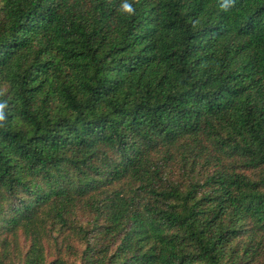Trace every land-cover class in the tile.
I'll list each match as a JSON object with an SVG mask.
<instances>
[{"label":"trees","instance_id":"1","mask_svg":"<svg viewBox=\"0 0 264 264\" xmlns=\"http://www.w3.org/2000/svg\"><path fill=\"white\" fill-rule=\"evenodd\" d=\"M0 264H264V0H0Z\"/></svg>","mask_w":264,"mask_h":264},{"label":"clouds","instance_id":"2","mask_svg":"<svg viewBox=\"0 0 264 264\" xmlns=\"http://www.w3.org/2000/svg\"><path fill=\"white\" fill-rule=\"evenodd\" d=\"M126 7H128V9L131 10V5H126Z\"/></svg>","mask_w":264,"mask_h":264}]
</instances>
